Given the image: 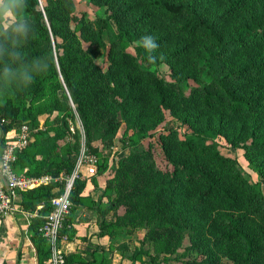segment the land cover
<instances>
[{"label":"trees","instance_id":"trees-1","mask_svg":"<svg viewBox=\"0 0 264 264\" xmlns=\"http://www.w3.org/2000/svg\"><path fill=\"white\" fill-rule=\"evenodd\" d=\"M44 2L43 11L39 0H24L17 9V21L30 25L19 43L18 63L40 60L41 68L30 89L0 101L3 129L17 131L25 124L31 131L38 121L33 105L44 97L49 98V110H64L60 95L65 87L87 143L100 128L102 137H112L124 119L138 135L136 140L124 137L122 149L137 151L138 160H149V150H138L141 141L153 135L144 133L138 121L143 114L162 118L168 111L181 124L156 134L172 167L173 198L177 192L185 195V208L177 215L183 211L188 221H195L193 243L205 250L207 258L200 264L216 263L213 258L223 251L229 254V264H264V0H88L105 9L93 21L85 13L76 17L73 0ZM143 35L157 41L154 61L135 43ZM96 55L105 57L104 68L94 64ZM162 69L168 70L169 79ZM215 120L220 133L242 144L246 156L262 170V181L253 180L209 142ZM234 121L239 126L230 128ZM28 147L17 153L14 167L24 161V174L57 179L18 194L21 208L36 214L30 231L40 264H48L50 250L40 228L52 211V200L63 193L65 179L74 172L78 149L52 160V148L37 159L27 153ZM150 174L160 175L153 170ZM87 187L88 180L79 173L70 211L86 204L106 216L100 209L105 199H95ZM68 217L61 236L72 235ZM118 221H104L102 228L117 226ZM175 230L165 228L161 236ZM115 236L112 232L108 239ZM106 258L102 256V263Z\"/></svg>","mask_w":264,"mask_h":264},{"label":"rangeland","instance_id":"rangeland-1","mask_svg":"<svg viewBox=\"0 0 264 264\" xmlns=\"http://www.w3.org/2000/svg\"><path fill=\"white\" fill-rule=\"evenodd\" d=\"M73 1L77 18L85 13L86 18L93 21L104 14V8L95 7L88 0ZM44 3V0H39L42 11ZM7 23H11V20L0 21L3 27ZM74 25L75 22L71 23V28ZM104 60L102 55H96L94 64L104 68ZM161 73L169 79L167 69H162ZM64 90L60 98L66 102V108L62 111L49 110L50 101L46 97L33 105L38 121L32 125L27 153L41 159L42 154L52 148V160H55V156L71 154L75 147L78 149L75 169L71 175L81 173L88 180V193H92L95 199L101 195L105 199L100 209L106 216H97L95 221L99 233L98 243L106 247L105 264H200L205 260V250H199L193 243L195 221H188L183 211L177 215L181 208H185L181 204L185 195L177 192L173 198L174 184L169 178L172 167L164 157L162 142L156 134L161 129L175 128L181 122L168 111L162 118L143 114L138 123L144 127V133L153 136L142 140L138 150L139 153H142V149L149 150L150 159L138 160L137 151L122 149L124 137L136 140L138 135L136 129L127 128L124 119L120 120V126L112 137H102L104 131L100 128V133L95 136L91 134L92 140L87 143L82 120L65 87ZM211 125L209 142L216 143L221 153L236 160L240 169L253 180L262 181V170H258L246 156L242 144L234 143L232 137L220 133L218 121H213ZM228 126L233 128L239 126V123L234 121ZM236 133L229 132V135ZM90 169L94 170L93 174H90ZM151 170L160 175L151 176ZM161 173H166V176ZM262 191L264 194V185ZM116 219H119L117 226L105 230L104 226L102 228L104 221L109 224ZM172 227L176 229L174 232H167L166 237L161 236L163 229L169 230ZM112 232L116 236L109 240L108 235ZM135 249L141 250L140 253L134 255ZM228 255L226 251L218 252L213 258L217 262L213 264H229ZM218 256L220 261L217 260Z\"/></svg>","mask_w":264,"mask_h":264},{"label":"crops","instance_id":"crops-1","mask_svg":"<svg viewBox=\"0 0 264 264\" xmlns=\"http://www.w3.org/2000/svg\"><path fill=\"white\" fill-rule=\"evenodd\" d=\"M15 132L4 130L0 124V150L2 141H9ZM15 170L17 173H26L28 167L23 161L15 166ZM19 201L21 206L20 197ZM32 215L20 211L9 218H0V264H40L35 240L30 231ZM68 215V228L72 235L63 236L59 240L58 248L69 258V264H104L101 258L105 255L106 247L98 243L96 208L82 204Z\"/></svg>","mask_w":264,"mask_h":264},{"label":"built area","instance_id":"built-area-1","mask_svg":"<svg viewBox=\"0 0 264 264\" xmlns=\"http://www.w3.org/2000/svg\"><path fill=\"white\" fill-rule=\"evenodd\" d=\"M31 140V131L27 125H22L14 133L13 137L1 146L0 150V218H9L14 213L22 211L19 201V193L32 190L41 185L57 181L50 175L29 176L18 174L14 164L17 153L25 149ZM94 170L90 169V174ZM78 172L65 179L63 193L52 200V211L46 216V221L40 228L41 235L47 241L50 257L48 264H69L66 255L58 248L59 240L63 237L60 232L68 216L72 202L71 191ZM4 182L7 187H5ZM32 215V214H31ZM36 214L32 215L35 216Z\"/></svg>","mask_w":264,"mask_h":264},{"label":"clouds","instance_id":"clouds-1","mask_svg":"<svg viewBox=\"0 0 264 264\" xmlns=\"http://www.w3.org/2000/svg\"><path fill=\"white\" fill-rule=\"evenodd\" d=\"M23 2L24 0H0V21L14 22L8 29L0 24V101L30 89L41 68L40 60L27 65L18 63L21 56L18 50L20 40L27 36L30 29L27 21H17V9ZM135 43L146 50L149 60L156 59L152 53L158 48V44L153 35H143Z\"/></svg>","mask_w":264,"mask_h":264},{"label":"water","instance_id":"water-1","mask_svg":"<svg viewBox=\"0 0 264 264\" xmlns=\"http://www.w3.org/2000/svg\"><path fill=\"white\" fill-rule=\"evenodd\" d=\"M5 187H7L6 183L4 182Z\"/></svg>","mask_w":264,"mask_h":264}]
</instances>
